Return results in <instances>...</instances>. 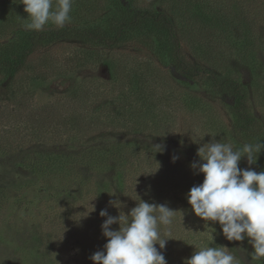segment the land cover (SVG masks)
<instances>
[{
    "label": "rangeland",
    "instance_id": "1",
    "mask_svg": "<svg viewBox=\"0 0 264 264\" xmlns=\"http://www.w3.org/2000/svg\"><path fill=\"white\" fill-rule=\"evenodd\" d=\"M117 1L74 0L70 23L37 32L26 29L21 0H0V51L22 33L57 34L37 41L13 79L0 77L3 264H93L107 242L100 211L127 214L139 197L177 211L163 252L168 264H184L193 245L210 243L186 198L204 179L191 168L198 148L212 136L234 148L264 140V0H119L171 19L180 67L155 32L120 31L111 13ZM215 78L246 85L254 119L247 134ZM239 167H249L246 158ZM208 224L210 246L261 264L251 261L247 240L230 242L218 223Z\"/></svg>",
    "mask_w": 264,
    "mask_h": 264
},
{
    "label": "clouds",
    "instance_id": "2",
    "mask_svg": "<svg viewBox=\"0 0 264 264\" xmlns=\"http://www.w3.org/2000/svg\"><path fill=\"white\" fill-rule=\"evenodd\" d=\"M21 3L30 21L25 25L27 30L40 32L49 23L62 29L71 22L74 0H21ZM212 137L198 148L200 159L191 164L196 174L202 173L204 179L186 194L188 204L195 216L205 221V227L211 230L210 243L214 241L215 229L208 222L218 223L226 240H247L252 247L248 253L251 261L264 264V171L256 172L251 167L264 151V140L234 148L232 143ZM156 148L163 150L160 145ZM177 158L173 157V161ZM242 158H246L249 167H239ZM110 203L118 210L124 207L119 201ZM176 212L167 204L145 202L140 197L127 214L119 211L117 216H112L107 209H102L99 215L105 219L101 230L107 242L90 259L93 264H168L163 250L168 240L174 239L169 226ZM210 243L189 244L195 251L184 264H245L236 250H229L227 246L213 247ZM3 261L0 260V264Z\"/></svg>",
    "mask_w": 264,
    "mask_h": 264
},
{
    "label": "trees",
    "instance_id": "3",
    "mask_svg": "<svg viewBox=\"0 0 264 264\" xmlns=\"http://www.w3.org/2000/svg\"><path fill=\"white\" fill-rule=\"evenodd\" d=\"M108 7H110V5ZM111 8V13L116 18V23L121 32L124 30L125 32L132 31L140 25L147 31L155 32L161 36V39L158 38L159 40L163 39L158 43L159 49L163 51V53L167 54L170 63L176 65L177 67L181 66L180 63H183V60L178 58L179 44L173 42L171 43L169 40V33L171 31H168V29L172 28V22L169 17L164 16L162 13L149 12L133 8L128 2L123 3L119 0L115 2ZM107 11H109V9ZM212 18L213 19H211V22L216 19L214 14ZM113 21L115 22L114 19ZM99 29L100 28L95 27L91 30L96 31ZM56 35H52V37L49 39H44L42 34L39 35V37H36L34 33L27 32L22 33L12 45L7 44L4 50L0 51V77L8 80L13 79L14 76L19 72L23 60L30 53V51H32L33 47H35L37 41L49 42L53 39H57ZM82 35L85 37L84 34ZM34 37H36L38 40H36ZM116 40H118L117 37L115 40L112 39L110 42H116ZM183 77L190 79V76L186 74H183ZM213 85H215L221 95L232 99L230 111L234 118V123L236 126H239L241 131L246 132L247 134L251 127V123L249 122L251 120L254 121V119L252 116H250V114L247 113L249 105L247 102L246 85L232 79L216 78L213 81ZM243 124L244 126L241 127ZM257 162L264 167V151L258 155L256 163Z\"/></svg>",
    "mask_w": 264,
    "mask_h": 264
}]
</instances>
